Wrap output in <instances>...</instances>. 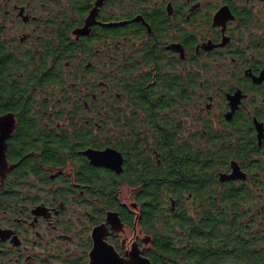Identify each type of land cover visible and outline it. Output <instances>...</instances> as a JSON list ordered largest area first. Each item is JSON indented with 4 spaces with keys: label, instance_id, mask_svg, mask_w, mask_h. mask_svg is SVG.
<instances>
[{
    "label": "flooded vegetation",
    "instance_id": "flooded-vegetation-1",
    "mask_svg": "<svg viewBox=\"0 0 264 264\" xmlns=\"http://www.w3.org/2000/svg\"><path fill=\"white\" fill-rule=\"evenodd\" d=\"M0 105V264H262L264 0H0Z\"/></svg>",
    "mask_w": 264,
    "mask_h": 264
},
{
    "label": "water",
    "instance_id": "water-1",
    "mask_svg": "<svg viewBox=\"0 0 264 264\" xmlns=\"http://www.w3.org/2000/svg\"><path fill=\"white\" fill-rule=\"evenodd\" d=\"M7 121H8V116L0 117V129H1V134H0V171L3 170L7 164L6 153H5V147H6L5 140L7 137L6 136L7 129H4V126H5L4 124ZM89 154L93 158H96L98 161H102V159L106 158L108 151H101V152L90 151Z\"/></svg>",
    "mask_w": 264,
    "mask_h": 264
},
{
    "label": "trees",
    "instance_id": "trees-1",
    "mask_svg": "<svg viewBox=\"0 0 264 264\" xmlns=\"http://www.w3.org/2000/svg\"><path fill=\"white\" fill-rule=\"evenodd\" d=\"M55 82H57V81H56V80H52V84H54ZM16 89H18V90L20 91V93L17 92ZM24 89H26V88H25V85H24L23 83L20 82L17 86H15V88L11 87L9 90H7L6 93H7L8 95H13L14 93L17 94V95H20V96L22 97V102H23L24 99L28 97V96H27V93H26L27 91H24ZM14 91H15V92H14ZM22 102H21V103H22ZM0 108H2L1 105H0ZM252 196H253V192H252V191L245 190V199H246V200L250 199ZM251 200H252V199H251ZM201 215L204 217V219H206L207 213H205V210H203V213H202ZM203 223H205V221H203ZM207 224H208V223H207ZM202 226H203V228H201L199 231H202V232H204V233H208V226H205V225H202ZM263 226H264V224L261 223V227H262V228H263ZM262 232H263V231H262ZM261 240L264 241L263 233L261 234ZM262 246H264V245H262ZM245 255H246V254H245ZM246 257H247V256H246ZM260 262H261L262 264H264V249H262V251H261V253H260Z\"/></svg>",
    "mask_w": 264,
    "mask_h": 264
}]
</instances>
